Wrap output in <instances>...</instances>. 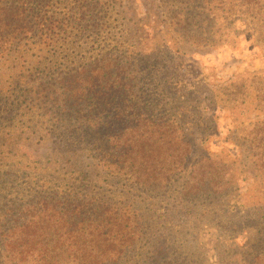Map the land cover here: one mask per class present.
I'll use <instances>...</instances> for the list:
<instances>
[{
    "label": "rangeland",
    "instance_id": "1",
    "mask_svg": "<svg viewBox=\"0 0 264 264\" xmlns=\"http://www.w3.org/2000/svg\"><path fill=\"white\" fill-rule=\"evenodd\" d=\"M26 8L39 14L35 33L0 47V264H49L39 258L50 231L32 216L77 193L138 212L146 231L113 264H264V0H32ZM194 34L199 46L188 41ZM103 54L131 61L127 109L114 104L87 119L82 93L81 104L59 102L53 115L35 101L40 84ZM116 108L126 109L124 123ZM166 117L186 122L189 164L172 171L174 158H164L161 185L147 188L136 165L114 159L115 144L138 122ZM201 157L204 172L186 189ZM58 246L66 252L53 262L75 264L67 242Z\"/></svg>",
    "mask_w": 264,
    "mask_h": 264
},
{
    "label": "trees",
    "instance_id": "2",
    "mask_svg": "<svg viewBox=\"0 0 264 264\" xmlns=\"http://www.w3.org/2000/svg\"><path fill=\"white\" fill-rule=\"evenodd\" d=\"M31 1L0 0V47L10 41L19 42L23 36L35 33L34 28L38 25L36 17L39 14L32 15L31 9L26 8V4ZM80 17L85 19L83 13ZM48 27L45 24V28ZM187 34H190L189 31ZM188 39L194 46H199L200 41H203L201 36L196 34ZM130 64L128 57L125 59V56L119 58L112 54H103L89 66L70 70L58 80H52L50 84L51 80L40 84L37 88L40 89V93H37L39 97L36 96L35 101L45 100L48 106L47 112L53 115L60 108L59 102L81 104L77 96L82 93L85 103L80 106L79 115L86 116L87 119L94 116L92 111L109 110L114 104L116 107L123 105L127 109L131 93L125 91L128 90L126 80L130 73ZM148 67L150 68L151 65L149 64ZM58 85L61 92L57 89ZM133 95L134 93L132 97ZM133 103L138 108L137 112L144 109L140 106L138 97ZM126 109L116 108L114 110L115 114L121 113L123 119L121 123L125 122ZM117 118L119 120L118 116ZM144 122H138L131 129L133 134L130 140H124L119 146L115 144L114 159L121 164V167L125 163L131 166L136 165L138 170L142 171L139 177L144 178L141 183L137 184L154 188L153 186L161 185V179H158L160 173L155 169L160 168L164 172L167 171L164 158H174L172 171L185 170L189 164L191 147L183 134L186 122H178L175 118L167 119V117L162 120L158 119V121L153 120L151 123ZM122 126L126 129L124 124ZM122 126H119V129ZM114 141H116L115 138ZM167 153L174 154L167 156ZM205 161L204 157L194 160L189 172V180L186 182V189L196 185L195 178L204 172V166L201 164ZM55 198L49 199L50 206L40 204V212L36 211L39 214L35 213L32 216L37 219V222L43 220V224H46L45 229L50 231L45 232L48 242L45 243L46 247L42 249L43 254L39 258L40 260L47 259L49 264H57L53 260L63 256L66 252V250L59 249L60 241L67 242L70 247L68 249L71 250H68L70 252L66 256L73 257L72 263L113 264L135 244L136 235L139 236L140 231H146L139 226L136 210H131L124 205L118 206L103 196L77 193L69 194L61 200ZM32 224L34 225L35 222ZM21 227L26 228L28 225H21ZM8 243L10 246L13 245L10 240ZM50 244L53 246L49 249ZM73 248L75 249L72 250Z\"/></svg>",
    "mask_w": 264,
    "mask_h": 264
}]
</instances>
